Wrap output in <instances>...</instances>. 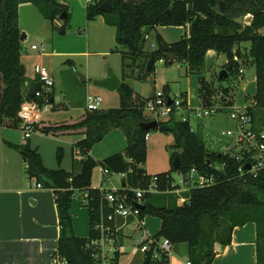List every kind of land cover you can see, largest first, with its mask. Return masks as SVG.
<instances>
[{
	"label": "trees",
	"instance_id": "obj_1",
	"mask_svg": "<svg viewBox=\"0 0 264 264\" xmlns=\"http://www.w3.org/2000/svg\"><path fill=\"white\" fill-rule=\"evenodd\" d=\"M23 2L35 5L51 22L59 18L61 12L67 11V6L60 0H0V81L3 84L0 114L6 117H14L25 100L42 106L51 95L48 92L31 96L37 79L27 82L25 74L20 72L22 45L18 6ZM103 2L109 4L105 11L99 8ZM85 12L87 20L101 16L107 25L115 27V50L121 57V82L116 89L119 106L88 111L83 119L74 124L40 128L44 134L84 128V137L73 145L78 155L82 156L81 169L77 173L68 174L62 168L45 167L37 149H31L28 142L23 146L14 145L23 154L28 178L54 192L60 226L54 256L60 264H98L93 257L92 243L101 234L96 225L103 223L104 226L115 227V222L106 219L112 210L103 198L105 190L91 187L92 170L100 166L111 173L123 174L125 184L122 191L131 197L133 193L130 189L147 187L151 181L152 176L142 167L146 158L144 137L150 130H157L171 135V147L175 151L170 159V168L154 175L158 191L146 192L142 198L140 218L150 214L160 221L158 231L151 238L156 241L167 238L173 245L186 243L190 264H211L216 254L215 243L222 246L229 244L235 226L254 222L257 232L256 264H264L258 246L259 238L264 235V169L256 173L244 170L239 174L238 161L221 151L207 149L189 122L178 120L174 112L165 119H158L157 129L141 128L139 123L154 119L144 113L145 103L153 95L142 97L124 82L128 78L146 81L154 69V64L148 71L145 69L150 57H153L154 63L157 60L170 63L163 56V46L176 56L175 61L186 65V75L202 74L206 52L214 50L216 54H223L227 60H232V66L221 82L217 80L216 72L211 75L209 96L219 92L226 104L231 103L225 98L234 80L243 73L244 68L239 63L253 66L255 92L247 109L255 118V110L264 108V0H92L86 4ZM242 14L250 17L249 22L241 23L238 18ZM167 25H188V33L171 43L157 33L156 49L145 50L146 35L156 26ZM61 30L64 31L63 28ZM224 81L229 83L224 85ZM215 82L217 85H214ZM168 91L169 87L165 85L163 93L168 94ZM180 95L182 105H185L186 93ZM210 101L211 98L208 104ZM112 128H121L126 135L127 145L123 153L116 152L95 160L89 154L92 146ZM174 155L179 160L176 168L172 165ZM60 157L59 153L58 160ZM193 168L196 174L211 178L212 182L187 185L185 201L179 204L172 194L178 189V184L174 183L171 174L177 172L187 181V174ZM77 191H85L83 204L89 213V234L86 237L76 236L72 230L71 198ZM226 221L228 224L222 231L225 236H221L220 231ZM120 255L116 252L112 264H118ZM141 264H168V257L162 254L153 258L150 250L142 253Z\"/></svg>",
	"mask_w": 264,
	"mask_h": 264
},
{
	"label": "rangeland",
	"instance_id": "obj_2",
	"mask_svg": "<svg viewBox=\"0 0 264 264\" xmlns=\"http://www.w3.org/2000/svg\"><path fill=\"white\" fill-rule=\"evenodd\" d=\"M67 6L68 19L64 23L60 18L54 25H45L46 19L40 13L35 5L21 7L18 14L19 30L21 33L26 31L27 37L21 42L20 60L25 71V77L28 81L35 79L33 66L35 64L47 68L51 77L54 80V85L51 87L57 95H60L61 100L58 104H64L69 110L66 116L68 122L76 121L86 109L87 95H98L102 98L99 105L100 109H107L119 106V94L117 90H108L98 87L93 84L95 75L99 72L107 71L110 67L116 75L121 71L120 53L115 50L116 43L114 41L115 28L107 26L101 17L90 21L86 19L84 0H62ZM241 23L249 22L250 17L242 14L238 18ZM89 23L88 29L86 24ZM47 24V23H46ZM46 26V27H45ZM47 28H50L47 30ZM61 28L64 29L61 32ZM53 32L54 40L52 43L47 39ZM183 26H156L145 37L144 49L147 51L156 49L155 34H159L167 43L174 42L184 34ZM264 32V30H262ZM37 46L43 45L45 51L30 49L31 44ZM47 52V53H46ZM46 53V54H44ZM227 59L223 54H207L204 59V68L202 74L186 75V65L177 61L172 63H164L163 60H157L154 63V69L149 74L146 81H139L134 78H128L125 83L128 84L136 93L142 97H151L154 93L163 92L165 85H168V96L180 100V93L188 92L187 99L189 104L194 106H207L208 101L212 96H209L211 86V78L214 72L218 73L225 64ZM243 67V73L237 80H234L231 90H229L225 99H229L231 104L248 105L252 102V97L255 92V70L253 66H247L244 62L239 63ZM83 76V79L80 78ZM228 81H224L226 85ZM214 85H217L216 82ZM219 92L212 93L217 97ZM223 97V96H222ZM203 103V104H202ZM57 104V105H58ZM224 110V109H223ZM220 112L222 109L219 110ZM145 114H149L144 109ZM63 116L59 117V121ZM162 119L161 117L159 118ZM58 121V120H56ZM191 128L196 131L203 140L204 145L209 150L224 151L226 143L233 136L226 135L227 130L234 131V123L227 118L225 112L215 114L210 117L196 119L189 117ZM255 125L264 128V108L255 110ZM10 134L14 135V139H18L20 143L28 142L31 149L36 148L41 155L42 163L45 167L51 169L62 168L68 174L77 173L81 169L82 156L75 154V149L68 136H51L45 135L39 130H34L30 138L24 139L21 130L8 129ZM0 131V137H1ZM149 138L145 140L146 158L142 165L146 173L150 176L166 171L171 165V156L175 151L171 147L173 140L171 135H167L157 130L148 132ZM16 141V140H15ZM127 144L126 135L121 128L110 130L101 141L95 143L90 151V155L95 160H100L109 154L122 152ZM61 157L58 160L57 155ZM100 166L93 168L91 173V184L94 187H99V182L102 178ZM174 182L178 184L172 194L176 196V201L179 198H185L187 193V185L181 182V176L177 172H172ZM112 181L119 182L120 175L111 173ZM111 176H109L111 178ZM151 178V179H152ZM104 187L110 188V184H105ZM169 192V191H166ZM77 196L76 194L74 195ZM177 203H179L177 201ZM79 216V215H78ZM147 219L146 227L148 230L156 232L157 217L146 214L142 220V229L145 220ZM159 221V220H158ZM228 222L220 231L221 236H225L222 231L226 228ZM130 225L124 227V249L127 253L131 252L133 247L139 242V232ZM180 244V243H177ZM176 244L173 245L175 248ZM260 258H264V235L259 238L258 242ZM128 254H121L119 262H124ZM54 264L61 262L53 257Z\"/></svg>",
	"mask_w": 264,
	"mask_h": 264
},
{
	"label": "crops",
	"instance_id": "obj_3",
	"mask_svg": "<svg viewBox=\"0 0 264 264\" xmlns=\"http://www.w3.org/2000/svg\"><path fill=\"white\" fill-rule=\"evenodd\" d=\"M60 2L63 1L60 0ZM30 5L33 4L30 2L20 3L18 6V14L20 13L21 7H30ZM97 17L90 21L96 20ZM57 19H54L52 22L46 19L45 25L52 26L57 23ZM88 25L89 23L86 24V29H88ZM105 25L107 24L105 23ZM183 27L185 29L184 33H188V25ZM48 29L50 28H47V30ZM24 32L25 39L27 35L26 31ZM23 40L20 41L22 42ZM48 40L53 46L54 36L52 31L47 41ZM31 45L34 44L32 43ZM207 54L214 55L216 52L214 50H208L206 52V55ZM20 63L24 62L20 60ZM105 74V71L99 72V74L95 75V78H103ZM117 76L121 79L120 74ZM27 82L29 81L27 80ZM2 87L3 84L0 81V90ZM50 92L51 95L49 101L42 106H39V114L36 118V122L34 123L35 131H41L40 128L43 126H58L77 123L83 119L85 114L88 112L85 110L81 115H79L76 121L70 120V122H68V119L64 116L67 115L65 113H68L69 110L65 112L66 110L64 109H67L65 105L58 104L61 100L60 95H57L52 88ZM184 92L186 93L187 99L188 92ZM229 105L232 104L229 103L224 105V107L221 108V112H225L226 114L228 111L227 109L230 107ZM61 116H63L61 119L62 121H59V117ZM8 129L21 130L20 122L17 116L6 117L0 114V131H4L1 132L2 135L0 137V264H54L53 257L55 255L56 242L60 235V226L58 224V212L54 192L50 188H36L35 179L28 178L25 171L26 165L23 160V154L20 149L14 147V145L23 146L25 145V142L20 143L18 139H14L15 136L10 134ZM45 135L68 136L67 139L71 140L74 145L75 142L82 139L85 134L84 128H78ZM75 154L78 155L76 149ZM99 168L102 176L99 182V187H94L92 184L91 187H103L107 189V187H104L107 183H109L110 186H122L124 179L123 174L116 173L121 177L120 181L116 183L115 181H112L111 172L105 175L103 168ZM109 176H111V178ZM84 192L85 191H77L72 195L70 207L73 233L76 236L81 237H86L89 234V213L87 207L83 204ZM75 194L77 195L76 197L74 196ZM158 220H156V232L158 231L160 225V221ZM114 222L118 232L116 241L120 246V252L121 254H128L127 259L124 262H119L118 259V264H141L142 253L138 250L137 246H139V242L141 240L151 237L156 232L153 233V231L147 229L146 219L144 222L145 227L143 226L140 230L136 229L139 230V232H143L140 234L138 239L139 242L136 244L137 246H135V248L133 247L130 253H127L123 246L124 234L122 231L124 230V227L130 225V223L120 217H116ZM214 251L216 254L213 257L211 264H256L257 232L255 223L247 222L244 225L235 226L232 229L230 243L225 246L215 243ZM187 260L188 247L186 243L176 244L175 248L172 246L171 252L168 256V264H186Z\"/></svg>",
	"mask_w": 264,
	"mask_h": 264
},
{
	"label": "built area",
	"instance_id": "obj_4",
	"mask_svg": "<svg viewBox=\"0 0 264 264\" xmlns=\"http://www.w3.org/2000/svg\"><path fill=\"white\" fill-rule=\"evenodd\" d=\"M85 3H90L92 0H84ZM31 49H38L40 52H44L43 45H31ZM37 82L40 83L39 89L34 93L35 96H41L43 93H48L51 87L54 85V80L50 76L46 67L35 64L33 66ZM222 94L219 93L217 97L212 96L210 104L207 106L192 107L186 99L185 105H182L183 98L180 100L169 97L163 92L154 93L153 96L145 103L144 109L149 112V116L158 120L160 117L165 119L171 112H174L176 118L180 121L189 122V117L196 119H202L219 113L220 109L226 105V100H223ZM102 98L98 95H87L86 97V110L93 111L98 110ZM170 101V102H169ZM225 102V103H224ZM229 109L226 115L229 120L234 123V131L227 130L224 133L226 135L233 136V138L226 143V149L224 154H228L236 161H238L239 167L237 171L242 174L244 170L249 173H256L257 171L264 169V128L257 127L255 125V118L250 112H248L247 105H229ZM39 114V106L35 101L25 100L20 104L19 110L16 116L20 122V127L23 133V138L30 137L34 131V123ZM148 138V133L144 137ZM222 152V151H221ZM249 165V169L245 168V165ZM104 174H109L107 169L103 168ZM181 176V175H180ZM181 182L186 185H193L197 182L198 185H205L212 182L211 178L199 175L195 173V169H191L187 174V181L181 176ZM175 183V182H174ZM177 184V183H175ZM36 188H42L40 182H35ZM188 188V187H187ZM100 190H105L104 200L111 208V213L107 215V220H115L116 217H120L130 223V225L139 229L142 227V220L140 218L141 208L143 206V195L146 192L156 193L158 191L156 185V177L153 176L147 187H138L130 189L133 193L131 197L127 192H123V186H110V188L100 187ZM177 191V190H176ZM179 204L185 201V198H179L177 200ZM127 222V223H128ZM96 228L101 232L100 237L94 240L93 257L98 264H112L114 261L116 252H120V246L116 241L117 228L104 226L103 223L96 225ZM139 242L138 250L143 253L152 250V257L159 258L160 255L169 256L173 244L167 238H162L156 241L154 238L148 237ZM186 264H190L187 260Z\"/></svg>",
	"mask_w": 264,
	"mask_h": 264
},
{
	"label": "water",
	"instance_id": "obj_5",
	"mask_svg": "<svg viewBox=\"0 0 264 264\" xmlns=\"http://www.w3.org/2000/svg\"><path fill=\"white\" fill-rule=\"evenodd\" d=\"M99 8L101 10H107L109 8V4L107 2H103ZM59 18L63 21H65L67 19V12L63 11L60 13ZM24 39V33L20 34V40ZM163 56L166 57L168 59V61L171 63L173 61L176 60V56L172 53H170L167 50L166 46H163ZM154 64V59L153 57H150L146 63V70L148 71L152 65ZM232 66V60H228L227 64L224 68H222L218 73H217V80L219 82L223 81L224 78L227 77L228 71L230 70ZM20 72L21 74H23L25 72L24 66L22 64H20ZM80 78L83 79V76L80 75ZM121 79L115 74L114 70L112 68H108L106 71V74L103 78H98L93 80V84L98 86V87H102V88H106L108 90H116L118 88V86L120 85ZM40 87V83L36 82L35 85L32 87L31 89V96L34 95V93L39 89ZM170 102V101H169ZM139 126L143 129L146 130H150V129H157L158 128V122L156 119L147 121V122H141L139 123ZM172 165L173 167H178L179 166V160H178V156L174 155L173 160H172ZM245 168L249 169V165L246 164ZM124 180L122 182V186L124 187ZM139 207L142 209L143 206L139 205Z\"/></svg>",
	"mask_w": 264,
	"mask_h": 264
}]
</instances>
